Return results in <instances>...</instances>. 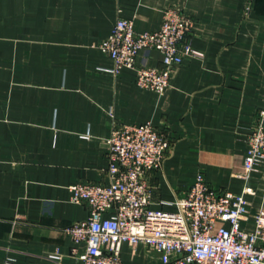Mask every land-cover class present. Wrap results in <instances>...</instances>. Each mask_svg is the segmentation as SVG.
Wrapping results in <instances>:
<instances>
[{"label":"crops","instance_id":"0c3cea01","mask_svg":"<svg viewBox=\"0 0 264 264\" xmlns=\"http://www.w3.org/2000/svg\"><path fill=\"white\" fill-rule=\"evenodd\" d=\"M178 5L194 19L200 56L176 67L163 93L132 68L113 72L100 46L117 19L156 31ZM138 63L162 65L156 49ZM264 110V0H0V264H83L65 228L87 219L70 186L108 183L115 122H150L169 139L148 173L152 207L175 210L202 174L210 187L264 207V165L244 177L248 137ZM252 217L244 226L252 227ZM58 253L60 259H52ZM123 264H166L124 243ZM172 264V263H169Z\"/></svg>","mask_w":264,"mask_h":264},{"label":"built area","instance_id":"2783aa9c","mask_svg":"<svg viewBox=\"0 0 264 264\" xmlns=\"http://www.w3.org/2000/svg\"><path fill=\"white\" fill-rule=\"evenodd\" d=\"M194 19L178 5L163 10L156 31L138 32L132 19L119 17L101 48L113 61V72L136 71L137 84L159 93L171 85L176 67L200 56L192 45ZM156 49L162 65L138 63L142 51ZM244 177L264 165V110L248 137ZM171 142L157 127L145 122H115L106 140L108 183L70 186L71 199L86 203L87 219L65 228L76 243H86L73 254L83 264H123L121 248L144 245L169 264H264V207L253 214L243 193L210 187L202 174L177 198L175 210L152 207L154 187L148 173L159 169ZM254 218L252 227L244 226ZM52 259H60L55 253Z\"/></svg>","mask_w":264,"mask_h":264}]
</instances>
